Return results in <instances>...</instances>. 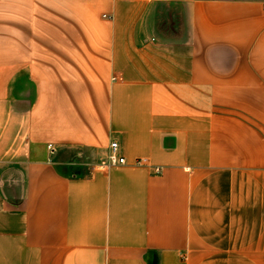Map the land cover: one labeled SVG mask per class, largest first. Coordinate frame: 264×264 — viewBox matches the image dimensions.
<instances>
[{"label": "crops", "instance_id": "obj_1", "mask_svg": "<svg viewBox=\"0 0 264 264\" xmlns=\"http://www.w3.org/2000/svg\"><path fill=\"white\" fill-rule=\"evenodd\" d=\"M0 264H264V0H0Z\"/></svg>", "mask_w": 264, "mask_h": 264}, {"label": "built area", "instance_id": "obj_2", "mask_svg": "<svg viewBox=\"0 0 264 264\" xmlns=\"http://www.w3.org/2000/svg\"><path fill=\"white\" fill-rule=\"evenodd\" d=\"M111 153L109 156V161H108V165L109 166H120V165H125L126 164V159L125 157L121 156L119 154V144L118 142H112L111 143ZM146 161L145 160H139L137 161V165H142L144 164ZM157 173L161 172V169H156Z\"/></svg>", "mask_w": 264, "mask_h": 264}]
</instances>
